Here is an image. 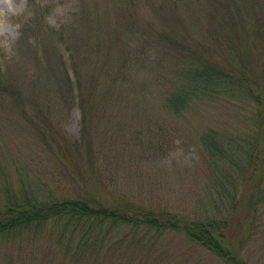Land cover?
<instances>
[{
    "label": "rangeland",
    "instance_id": "rangeland-1",
    "mask_svg": "<svg viewBox=\"0 0 264 264\" xmlns=\"http://www.w3.org/2000/svg\"><path fill=\"white\" fill-rule=\"evenodd\" d=\"M14 8L0 25V205L94 196L159 216L232 218L246 233L243 259L264 264V186L250 216L238 169L258 126L254 99L200 90L186 70L193 56L233 78L242 64L260 74L264 0H14ZM12 79L22 107L8 96ZM184 95L186 106H174ZM209 134L226 140L229 160L211 155ZM82 224L64 218L6 233L0 264H225L180 232Z\"/></svg>",
    "mask_w": 264,
    "mask_h": 264
},
{
    "label": "trees",
    "instance_id": "trees-1",
    "mask_svg": "<svg viewBox=\"0 0 264 264\" xmlns=\"http://www.w3.org/2000/svg\"><path fill=\"white\" fill-rule=\"evenodd\" d=\"M186 59L191 62L190 65L186 66V70L198 89H203V91H208L211 87L218 89L227 87L229 90L240 89L246 91L254 99L258 126L256 132L251 134L250 145L247 148L248 160L246 161L247 165H245L246 170L244 171L243 167L238 166V169H241L243 173L245 172L244 177H246V180L243 194L250 198V216H253L258 207L260 193L264 186V141L263 143L261 142L263 140L262 135L264 134V67L260 74L253 75L251 73L252 75L248 76L244 72V69L250 72V68L252 67L242 64L244 69H240L243 71L238 69L242 73V76L234 73L235 78H233L228 69L222 68L220 65L208 64L207 62L194 59L193 56H186ZM52 66L50 65L51 69L54 68ZM66 75H64L63 83L66 82V85L73 92L74 87L71 86V79H69L70 77L67 73ZM12 81V83L8 82V96L14 98L16 104L22 107V96L20 97L21 94L18 91L17 80L12 79ZM81 82V77H79V89L83 87ZM173 100L174 106L182 108L186 106L187 95L183 97L175 96ZM82 101L84 105H87L90 100L87 99V103L86 100ZM88 112L82 109L83 134L90 135V116ZM206 139L208 140L209 149L213 157L220 160H229L230 155L225 146L226 140L224 138H219L215 134H209L206 136ZM79 145L76 144L73 150L77 151ZM64 218L84 223L82 225L91 228H99L106 224L111 226L123 224L135 228L144 227L150 230L176 231L212 252L225 264H248L242 255L246 244V237L243 236L246 233L244 229L242 231L238 229L234 224L235 220L232 218L229 220L216 218L209 220H188L178 219L169 212H164L159 216L151 209L131 200L117 199L114 201H103L94 196L54 200H39L27 197L23 200L12 199L8 203L0 205V236L34 226L37 227L51 220H61Z\"/></svg>",
    "mask_w": 264,
    "mask_h": 264
},
{
    "label": "clouds",
    "instance_id": "clouds-1",
    "mask_svg": "<svg viewBox=\"0 0 264 264\" xmlns=\"http://www.w3.org/2000/svg\"><path fill=\"white\" fill-rule=\"evenodd\" d=\"M9 14H15L14 0H0V25L5 22Z\"/></svg>",
    "mask_w": 264,
    "mask_h": 264
}]
</instances>
